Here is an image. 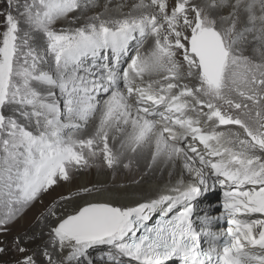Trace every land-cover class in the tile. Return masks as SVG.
I'll list each match as a JSON object with an SVG mask.
<instances>
[{
    "label": "snow or ice",
    "instance_id": "6c2138e0",
    "mask_svg": "<svg viewBox=\"0 0 264 264\" xmlns=\"http://www.w3.org/2000/svg\"><path fill=\"white\" fill-rule=\"evenodd\" d=\"M142 161L168 173L151 196L118 203L104 188L67 187L90 168ZM216 190L223 211L198 227ZM37 205L36 229L9 245ZM9 252L12 264H264V0H3Z\"/></svg>",
    "mask_w": 264,
    "mask_h": 264
},
{
    "label": "bare ground",
    "instance_id": "6f19581e",
    "mask_svg": "<svg viewBox=\"0 0 264 264\" xmlns=\"http://www.w3.org/2000/svg\"><path fill=\"white\" fill-rule=\"evenodd\" d=\"M99 2L102 5L105 0H99ZM118 2H120V0H112L113 5ZM99 10L100 9L97 8L92 11ZM126 10L127 9H125V11ZM92 11L88 14L91 15ZM252 48V44L247 45L244 54L259 59L258 54L254 53ZM97 163L101 164L102 162L97 161ZM95 174L96 176L94 177ZM134 181H139V183H134ZM167 183H169V177L166 170L157 169L156 171H151L147 168V163L142 161L139 167L133 165L131 170L119 168L113 172L112 170L107 169L106 166L90 168L74 180L71 186L67 187H71L73 190L81 186L104 188L106 190H110L114 194H120L122 198L117 200L118 203H129L130 200L123 198L125 194L132 196L133 198L148 197L153 195L158 189L163 188V186ZM67 187H63L59 189V191L65 192L67 191ZM99 198H107V193L105 196ZM51 199L52 197H45V204L49 203ZM219 200L223 201V194L220 190L210 192L205 198H202L201 203L196 209L197 215L193 217L198 227L203 226V222L198 218V216L203 215L205 211L209 212L212 216H217V212L213 209V206L218 207L220 204ZM37 206L28 210L25 213L26 216H24V214L22 217L23 219H20L21 221L23 220L22 223H25L21 230H19L17 222L11 226V233L7 237L9 245L11 244L13 236L24 231H32L37 227V209L41 208H38ZM211 227L212 226H210V228ZM36 243H41V241H37ZM36 243L29 245V247H35ZM9 255L10 258L8 262L12 264L15 259V254L13 252H9Z\"/></svg>",
    "mask_w": 264,
    "mask_h": 264
},
{
    "label": "rangeland",
    "instance_id": "374dc122",
    "mask_svg": "<svg viewBox=\"0 0 264 264\" xmlns=\"http://www.w3.org/2000/svg\"><path fill=\"white\" fill-rule=\"evenodd\" d=\"M2 5H3V0H0V6H2ZM95 176H96V174L94 175V177H95ZM79 177H80V176H79ZM114 180H115V179H114ZM217 191H218V190H217ZM49 198H51V197H49ZM37 207L39 208V207H41V206L38 205ZM24 216H26V214H25ZM21 219H23V218H21ZM22 222H23V220L21 221L20 219H19V221H17V224H18L19 230H21V229L23 228L24 224H25V223H22ZM35 229H36V228H35ZM9 258H10L9 253H7L6 255L0 256V264H10V263L8 262Z\"/></svg>",
    "mask_w": 264,
    "mask_h": 264
}]
</instances>
